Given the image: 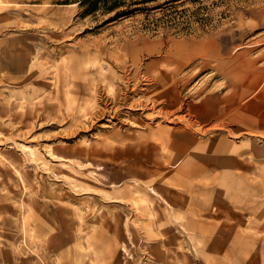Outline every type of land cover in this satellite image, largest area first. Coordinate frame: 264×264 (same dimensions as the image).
Here are the masks:
<instances>
[{
  "label": "rangeland",
  "instance_id": "374dc122",
  "mask_svg": "<svg viewBox=\"0 0 264 264\" xmlns=\"http://www.w3.org/2000/svg\"><path fill=\"white\" fill-rule=\"evenodd\" d=\"M80 1L0 0V264H264V0Z\"/></svg>",
  "mask_w": 264,
  "mask_h": 264
},
{
  "label": "bare ground",
  "instance_id": "6f19581e",
  "mask_svg": "<svg viewBox=\"0 0 264 264\" xmlns=\"http://www.w3.org/2000/svg\"><path fill=\"white\" fill-rule=\"evenodd\" d=\"M122 79H123V80H122ZM121 80H122L121 82H122V85H123V91H122V92H124V94L126 95V97H128L129 94H130V95L132 94V96H133V94L135 95V94L139 93V90H140V89H143V90H144V89L146 88L145 85L143 86V84H141V85L143 86V87H142L138 82H136V83H132V76L130 75V72H129V71H126V70H124V73H123V75H122ZM119 82H120V81H119ZM144 84H146V86H149L151 83H150L149 80L147 79V80L145 81ZM122 85H121V86H122ZM121 88H122V87H121ZM97 90H98V89H97ZM120 92H121V91H120ZM120 92H119V93H120ZM103 93H104V92H103ZM125 95H124V96H125ZM130 95H129V96H130ZM132 96H131V97H132ZM126 97H123V98L125 99ZM134 97H135V96H134ZM123 98H122V99H123ZM137 98H138V97H137ZM127 99H129V98H127ZM127 99H126V100H127ZM132 99H133V97H132ZM135 99H136V98H135ZM104 100H106V99H104ZM117 100H118V99H117ZM129 100H131V98H130ZM129 100H128V101H129ZM106 101H107V100H106ZM128 101H127V102H128ZM102 102H104V101H102ZM121 102H122V101H121ZM121 102H120V103H121ZM133 102H135V104L138 105L137 108H138V107H140V108H144V107H146V106L148 105V104L144 103L145 101H144V102H141V101H138V102H137L136 100H134ZM133 102L130 101V103H133ZM130 103H129V104H130ZM154 103H155V102H154ZM135 104H134V105H135ZM151 104H152V103H151ZM117 105H119V104H117ZM124 105H125V104H124ZM126 105H127V104H126ZM126 105H125V106H126ZM136 105H135V106H136ZM121 106H123V105H121ZM128 106H129V105H128ZM132 106H133V105H132ZM118 107H119V106H118ZM118 107H117V108H118ZM123 107H124V106H123ZM149 107H150V106H149ZM149 107H148V108H149ZM110 108H111V107H110ZM117 108H115V109H117ZM119 108H120V107H119ZM128 108H129V107H128ZM134 108H135V107H134ZM151 108H153L152 105H151L150 109H151ZM104 109H106V107H105ZM110 110H111V109H110ZM112 110H113V109H112ZM134 110H136V109H134ZM144 110H145V109H144ZM152 110H153V109H152ZM103 112H104V111H103ZM120 112H122V111H120ZM100 113H101V112H100ZM122 113H123V112H122ZM124 113H125V112H124ZM126 113H127V112H126ZM113 114H114V111H113ZM113 114H112V115H113ZM139 114H140V113H139ZM143 116H144V115H143ZM153 116H154V115H153ZM167 116H168V115H167ZM111 117H112V116H111ZM116 118H117V116H116ZM149 118H150V117H149ZM168 118H169V117H168ZM119 119H120V118H119ZM116 120H117V119H116ZM152 120H153V119H152ZM150 121H151V120H150ZM120 122H121V121H120ZM152 122H153V121H152ZM166 134H167V133H166ZM169 136H170V135H169ZM170 139H171V138H170ZM161 141H162V140H161ZM169 143H170V142H169ZM30 152H31V151H30Z\"/></svg>",
  "mask_w": 264,
  "mask_h": 264
},
{
  "label": "trees",
  "instance_id": "16d2710c",
  "mask_svg": "<svg viewBox=\"0 0 264 264\" xmlns=\"http://www.w3.org/2000/svg\"><path fill=\"white\" fill-rule=\"evenodd\" d=\"M86 1H91L90 2L91 5L87 10L96 9L100 1L104 4H105V2H109L110 4L108 5V7L110 9H113V8H115L121 4V0H108V1H105V0H81L80 2L85 3Z\"/></svg>",
  "mask_w": 264,
  "mask_h": 264
}]
</instances>
